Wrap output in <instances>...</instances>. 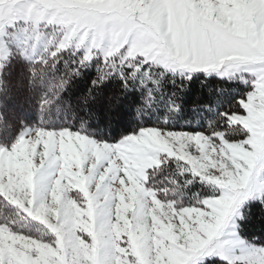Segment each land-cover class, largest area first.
<instances>
[{"label":"snow or ice","instance_id":"snow-or-ice-1","mask_svg":"<svg viewBox=\"0 0 264 264\" xmlns=\"http://www.w3.org/2000/svg\"><path fill=\"white\" fill-rule=\"evenodd\" d=\"M17 64L0 264H264V0H0Z\"/></svg>","mask_w":264,"mask_h":264},{"label":"trees","instance_id":"trees-1","mask_svg":"<svg viewBox=\"0 0 264 264\" xmlns=\"http://www.w3.org/2000/svg\"><path fill=\"white\" fill-rule=\"evenodd\" d=\"M61 70L63 71V68ZM38 85V81L30 85L27 70L21 71L18 64L0 69V115L35 122L38 118L37 97L42 91ZM84 85V78L74 80L64 96L74 95ZM239 91L243 89H238ZM245 234L249 237L264 238V217L259 212L245 228Z\"/></svg>","mask_w":264,"mask_h":264}]
</instances>
